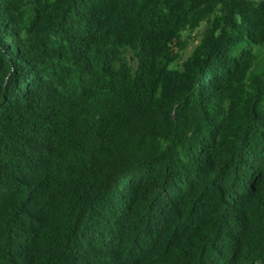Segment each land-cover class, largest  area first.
Returning a JSON list of instances; mask_svg holds the SVG:
<instances>
[{
    "label": "trees",
    "instance_id": "1",
    "mask_svg": "<svg viewBox=\"0 0 264 264\" xmlns=\"http://www.w3.org/2000/svg\"><path fill=\"white\" fill-rule=\"evenodd\" d=\"M255 49L264 0H0V264H264Z\"/></svg>",
    "mask_w": 264,
    "mask_h": 264
},
{
    "label": "rangeland",
    "instance_id": "2",
    "mask_svg": "<svg viewBox=\"0 0 264 264\" xmlns=\"http://www.w3.org/2000/svg\"><path fill=\"white\" fill-rule=\"evenodd\" d=\"M206 29V24L205 23H202L200 28L197 29L195 32H193L191 35L194 36V39L193 41L189 44V46L186 48V50L182 53V58H181V61L182 60H185L189 54L191 53L192 49L198 44L204 30ZM190 33L188 32H185L184 33V36L186 35H189ZM257 52H260V54L264 55V49H255ZM126 58L130 61V63L133 65L135 62V59L134 57L132 56V54L127 51L126 54H125ZM175 67V66H174ZM173 67V68H174Z\"/></svg>",
    "mask_w": 264,
    "mask_h": 264
}]
</instances>
